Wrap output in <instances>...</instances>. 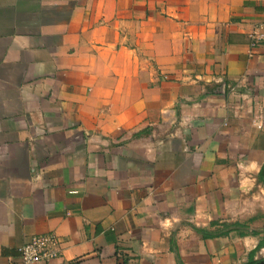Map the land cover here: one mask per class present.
<instances>
[{"label":"crops","instance_id":"1","mask_svg":"<svg viewBox=\"0 0 264 264\" xmlns=\"http://www.w3.org/2000/svg\"><path fill=\"white\" fill-rule=\"evenodd\" d=\"M263 16L264 0H0V264L47 232L58 253L38 264H247ZM237 221L249 232L198 230Z\"/></svg>","mask_w":264,"mask_h":264},{"label":"built area","instance_id":"2","mask_svg":"<svg viewBox=\"0 0 264 264\" xmlns=\"http://www.w3.org/2000/svg\"><path fill=\"white\" fill-rule=\"evenodd\" d=\"M251 47L264 44V16L249 33ZM58 235L53 232L33 235L19 247V255L11 258L9 264H38L54 258L58 251Z\"/></svg>","mask_w":264,"mask_h":264},{"label":"trees","instance_id":"3","mask_svg":"<svg viewBox=\"0 0 264 264\" xmlns=\"http://www.w3.org/2000/svg\"><path fill=\"white\" fill-rule=\"evenodd\" d=\"M262 175H264V166L262 168ZM218 221H214L213 224H217ZM222 228H221V231H218V232H212V231H209V230H204V229H198L199 231H202L204 233V236L206 237H216V236H223V235H227L229 234L230 232L232 231H240L241 234H245L246 232H249V225L246 224V223H241L239 221L237 222H233V223H222ZM262 231H259V230H256V229H253L250 231L251 234L253 235H257V234H260ZM264 232V231H263ZM264 246V240H262L258 245L257 247L251 251L250 253V257H251V260L250 261H253V255H255V252L259 251L262 247Z\"/></svg>","mask_w":264,"mask_h":264},{"label":"rangeland","instance_id":"4","mask_svg":"<svg viewBox=\"0 0 264 264\" xmlns=\"http://www.w3.org/2000/svg\"><path fill=\"white\" fill-rule=\"evenodd\" d=\"M262 232H263V231H262ZM262 240H264V236H263V238L260 240V242H261ZM260 242H259V243H260ZM253 258H257V259H259V258H264V246H263L259 251L255 252V255H253Z\"/></svg>","mask_w":264,"mask_h":264},{"label":"water","instance_id":"5","mask_svg":"<svg viewBox=\"0 0 264 264\" xmlns=\"http://www.w3.org/2000/svg\"><path fill=\"white\" fill-rule=\"evenodd\" d=\"M248 264H264V259L263 260H258L256 262L248 263Z\"/></svg>","mask_w":264,"mask_h":264},{"label":"flooded vegetation","instance_id":"6","mask_svg":"<svg viewBox=\"0 0 264 264\" xmlns=\"http://www.w3.org/2000/svg\"><path fill=\"white\" fill-rule=\"evenodd\" d=\"M263 259H264V258L253 259V261H249L248 263L256 262V261H258V260L260 261V260H263ZM248 263H247V264H248Z\"/></svg>","mask_w":264,"mask_h":264}]
</instances>
